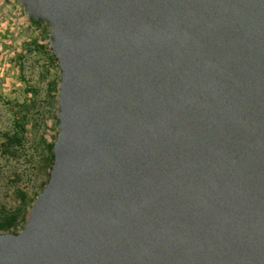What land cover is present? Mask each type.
<instances>
[{
  "label": "water",
  "instance_id": "water-1",
  "mask_svg": "<svg viewBox=\"0 0 264 264\" xmlns=\"http://www.w3.org/2000/svg\"><path fill=\"white\" fill-rule=\"evenodd\" d=\"M16 1L58 133L0 264H264V0Z\"/></svg>",
  "mask_w": 264,
  "mask_h": 264
},
{
  "label": "rangeland",
  "instance_id": "rangeland-1",
  "mask_svg": "<svg viewBox=\"0 0 264 264\" xmlns=\"http://www.w3.org/2000/svg\"><path fill=\"white\" fill-rule=\"evenodd\" d=\"M49 30L26 20L16 0H0V206H16L18 189L32 196L46 178L41 167L57 126L58 85ZM13 133L23 139L10 148L7 136ZM20 230L18 224L7 233Z\"/></svg>",
  "mask_w": 264,
  "mask_h": 264
},
{
  "label": "trees",
  "instance_id": "trees-1",
  "mask_svg": "<svg viewBox=\"0 0 264 264\" xmlns=\"http://www.w3.org/2000/svg\"><path fill=\"white\" fill-rule=\"evenodd\" d=\"M26 18V17H25ZM26 20H28L26 18ZM32 24H46L45 22H37L36 20H28ZM49 27V25H48ZM47 45H48V50L50 51L51 54V59L57 66V73H56V82L58 85L54 87V97L55 101L57 102V97H58V91H59V83H60V76H59V65H58V60L56 56L53 53V50L50 48L49 43H48V36H47ZM58 111V108L56 112ZM54 119L56 124L58 125V119H57V113L54 115ZM54 135L51 137L50 142L47 144L46 150H47V155L44 157L43 164L41 169L44 171L46 178L43 182L40 183V190L36 193H34L32 196H28L26 191H22L20 189L17 190L18 193V204L14 207H6L5 205L0 206V232L2 233H7L11 232L18 224L21 225V229L24 227V224L27 221L29 210L37 197L38 193L42 190L44 185L47 183L48 178H49V172L52 167L53 163V145L56 140V135L58 133V126L55 127ZM23 137L19 136L18 133H13L11 135L7 136V141H8V147L12 148L14 145L13 144H21L22 143ZM17 232H14L15 234Z\"/></svg>",
  "mask_w": 264,
  "mask_h": 264
}]
</instances>
